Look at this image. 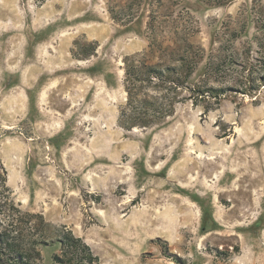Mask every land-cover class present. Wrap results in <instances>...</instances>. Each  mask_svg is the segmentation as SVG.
I'll return each mask as SVG.
<instances>
[{"label":"rangeland","instance_id":"rangeland-1","mask_svg":"<svg viewBox=\"0 0 264 264\" xmlns=\"http://www.w3.org/2000/svg\"><path fill=\"white\" fill-rule=\"evenodd\" d=\"M137 1L0 0L13 197L80 236L95 264H264V0ZM144 55L185 57L190 87L223 92L125 129L123 59ZM58 250L42 247L41 264Z\"/></svg>","mask_w":264,"mask_h":264},{"label":"trees","instance_id":"trees-1","mask_svg":"<svg viewBox=\"0 0 264 264\" xmlns=\"http://www.w3.org/2000/svg\"><path fill=\"white\" fill-rule=\"evenodd\" d=\"M110 13L114 19H121L113 8ZM88 46L89 52L84 56L92 54L96 48L94 42ZM73 55L80 57L76 52ZM178 59L180 63L170 65L151 63L146 55L139 59L124 57L126 99L118 109L120 126L131 129L160 125L174 113L179 102L192 99L196 104L197 99L204 96L219 99L223 92L221 88L190 87L188 79L193 71L192 61L185 57ZM183 91L187 94H182ZM53 244H57L59 250L52 253V264H95L98 260L90 246L65 225L54 226L42 213L21 208L7 184L6 171L1 167L0 264H41V248Z\"/></svg>","mask_w":264,"mask_h":264}]
</instances>
